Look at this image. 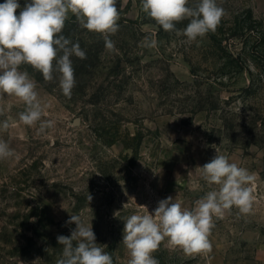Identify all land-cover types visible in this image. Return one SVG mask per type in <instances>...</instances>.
Segmentation results:
<instances>
[{"label": "rangeland", "instance_id": "1", "mask_svg": "<svg viewBox=\"0 0 264 264\" xmlns=\"http://www.w3.org/2000/svg\"><path fill=\"white\" fill-rule=\"evenodd\" d=\"M18 2L23 8L28 0ZM198 3L188 0L190 7ZM217 4L225 10L216 29L221 44L208 34L189 41L182 34L188 20L176 25L179 34L165 32L142 11L141 0H117L112 52L101 34L81 28L69 13L62 34L87 56L71 57V98L62 93L59 73L46 82L30 65L20 66L46 105L42 120L54 126L41 133L39 122L23 124V102L0 95V123H10L0 139L15 153L0 160V264H57L63 248L57 237L76 227L67 223L70 215L92 226L113 264H127L125 220L152 213L169 196L191 210L218 188L199 168L217 151L256 175L252 212L233 207L214 217L207 256H186L166 240L152 255L159 264H264V45L227 39L231 21L249 14L251 33L262 36L264 0ZM145 38H155L157 48L142 47ZM239 53L238 71L228 63Z\"/></svg>", "mask_w": 264, "mask_h": 264}, {"label": "clouds", "instance_id": "2", "mask_svg": "<svg viewBox=\"0 0 264 264\" xmlns=\"http://www.w3.org/2000/svg\"><path fill=\"white\" fill-rule=\"evenodd\" d=\"M141 5L142 11L165 32L179 34L181 30L176 25L188 20L182 34L189 41L215 32L225 15L217 0H199L195 7L188 6V0H141ZM69 13L81 28L101 34L108 51L116 50L110 37L119 31L117 0H28L23 8L18 0L0 3V95L14 96L23 102L26 107L19 120L27 126L39 122L41 133L52 128L54 121L42 120L46 105L39 98L36 81L27 71H21L20 66L30 65L42 73L46 82L59 73L62 93L71 98L76 84L71 57L83 60L87 56L78 42L73 43L62 34ZM141 46L154 49L158 42L155 38H145ZM9 127L7 120L0 123V131ZM14 155L9 144L0 139V160ZM199 168L202 179L218 188L195 201L191 210L169 196L159 201L152 213L147 210L125 220L123 245L130 256L127 264H159L152 254L165 240L168 248H178L186 256H207L212 252L209 237L215 227L214 217L222 219L233 207L241 214L252 212L256 200L252 187L256 181L254 173L230 162L218 151ZM91 199L88 194L87 201ZM67 223H75L76 227L70 236L57 237L58 244L63 246L57 264H113L112 256L96 243L91 225H86L77 215H70Z\"/></svg>", "mask_w": 264, "mask_h": 264}, {"label": "trees", "instance_id": "3", "mask_svg": "<svg viewBox=\"0 0 264 264\" xmlns=\"http://www.w3.org/2000/svg\"><path fill=\"white\" fill-rule=\"evenodd\" d=\"M250 13V12H249ZM244 22H250L248 24H245ZM232 25L228 28V38H232V39H242V41L244 42V45H247V42H249L248 40H250L251 38H256L258 41H260L261 44H258L259 46L264 45V33L262 34L261 37H258V34H252L251 30L254 29L256 26L252 25V23L254 24L255 21L253 20L252 16L249 14V16L245 19V20H238L237 18L234 19V21H231ZM209 37L211 38L212 42L214 44H221L222 39L219 37V34L215 31V32H209L208 33ZM250 38V39H249ZM226 39V38H225ZM247 48V47H245ZM255 52L253 50L252 55H254ZM231 57V60L229 61L228 64H233L236 65L235 67L237 68V70H241L242 65L239 63L241 61L242 55L241 53H239L236 57ZM245 61V58H244Z\"/></svg>", "mask_w": 264, "mask_h": 264}]
</instances>
